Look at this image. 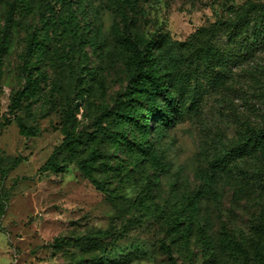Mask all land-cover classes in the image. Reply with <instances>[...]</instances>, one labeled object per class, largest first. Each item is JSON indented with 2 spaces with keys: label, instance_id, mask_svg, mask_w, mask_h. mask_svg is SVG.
<instances>
[{
  "label": "rangeland",
  "instance_id": "374dc122",
  "mask_svg": "<svg viewBox=\"0 0 264 264\" xmlns=\"http://www.w3.org/2000/svg\"><path fill=\"white\" fill-rule=\"evenodd\" d=\"M14 1L0 0V264H76L78 260L81 264H166L165 256L158 252V239L163 237L158 222L136 220L139 215L131 206L144 186L138 176L131 175L122 182L113 178L102 192L67 157L62 161V155L57 154L65 138L64 113L70 77L54 59L36 60L27 52V34L35 24L36 4L27 13L20 11L17 3L11 37L3 38L4 13ZM105 2L93 0V7L99 10L98 20L109 38L111 26L120 18L106 10ZM141 3L146 10L145 17L139 18L142 28L145 26L150 32L162 29L171 40L184 42L200 28L232 20L248 4H263L264 0ZM258 16L259 13L254 14L255 18ZM256 31L264 35V26L256 24ZM216 43L239 58L231 60L228 78L220 89L208 86L206 78L198 86L184 85L189 94L197 87L198 99L195 105L186 103L183 120L153 141L169 165L153 188L155 198H167L176 178L178 187L181 183L184 188L198 186L197 174L210 170V162L219 149L232 144L244 125H263L260 100L264 93V42L243 45L241 39L229 40L221 34ZM85 52L88 57L84 62L97 68L96 77L104 78V87L100 90L95 86L86 99L87 106L84 109L82 105L75 116L78 129L83 131L89 127L92 113L112 108L125 82L122 66L91 45L86 46ZM83 66L86 65L78 61L75 71ZM26 80L32 82L27 97L12 111V99L24 88ZM53 155L57 156V165L51 169L48 162ZM236 162H230L227 168ZM235 179V170L233 175L223 176L215 199H203L200 203L199 225L207 238L215 237L223 227L236 235L239 230L246 232L249 220L259 214L255 200L264 205V194L260 195L259 189L252 197L233 205ZM111 229L125 230V236L99 238L107 252L92 262L93 253L86 251L90 236ZM194 237L195 230L189 245L193 256L187 262L202 264ZM180 256L173 254L178 264L182 263Z\"/></svg>",
  "mask_w": 264,
  "mask_h": 264
},
{
  "label": "trees",
  "instance_id": "16d2710c",
  "mask_svg": "<svg viewBox=\"0 0 264 264\" xmlns=\"http://www.w3.org/2000/svg\"><path fill=\"white\" fill-rule=\"evenodd\" d=\"M141 2L106 0V10L120 18L111 26L109 38L103 33L99 10L93 7V0H16L4 13L1 30L5 40L11 37L17 3L19 10L27 13L33 11V4L37 5L35 24L27 34V52L36 60L54 59L62 71L68 72L71 81L64 113L65 138L57 154L62 155V161L67 157L102 192L113 178L122 182L131 175L138 176L144 186L132 203L127 202L139 215L136 220L158 222V231L163 235L158 239V252L165 256L166 264H178L174 253L181 255L180 264H191L187 261L193 256L189 245L194 230L202 264H264V205L259 200H255L259 214L249 220L246 232L239 230L236 235L232 229L223 227L215 237L207 238L205 229L199 225L201 201L214 200L221 179L230 173L233 175L234 170L233 205L252 197L257 189L260 195L264 194V115L262 126L244 125L232 144L219 149V154L210 162V170L196 175L198 186L184 188L181 183L178 187L176 178L167 198L153 196L159 176L169 169L153 141L183 120L186 103L195 105L198 99L197 87L189 94L184 85L198 86L205 78L212 89L224 85L231 60L239 57L216 42L224 34L229 40L241 39L243 45L263 43L264 35L258 34L256 24L264 26V3L248 4L232 20L200 28L186 41L177 42L162 29L150 32L138 24L139 18L146 15ZM258 13L255 18L254 14ZM87 45L122 66L125 82L112 108L92 113L90 125L83 131L78 129L75 116L82 105L85 109L86 99L95 86L100 90L104 87V78L96 77L97 68L84 62L88 57ZM78 61L86 66L76 72L74 64ZM31 84V80H26L24 88L12 99V111L27 97ZM260 102L264 109V93ZM230 162L236 163L227 168ZM56 165L57 156L53 155L48 167L54 169ZM125 233V230L111 229V232L96 231L91 235L86 245V251L94 255L91 261L107 252L99 238L119 239ZM76 264H81V260Z\"/></svg>",
  "mask_w": 264,
  "mask_h": 264
}]
</instances>
